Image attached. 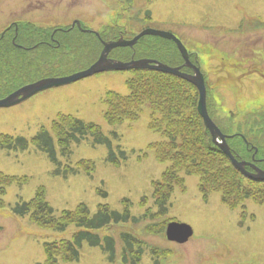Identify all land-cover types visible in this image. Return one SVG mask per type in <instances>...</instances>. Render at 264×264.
Instances as JSON below:
<instances>
[{
    "label": "rangeland",
    "instance_id": "obj_1",
    "mask_svg": "<svg viewBox=\"0 0 264 264\" xmlns=\"http://www.w3.org/2000/svg\"><path fill=\"white\" fill-rule=\"evenodd\" d=\"M118 11L123 14L116 18L113 14ZM19 19H31L52 28L69 26L79 19L88 29L101 32L116 21L127 27L130 38L144 27L170 30L180 36L189 51L199 54L196 53L200 68L210 82L208 111L221 125L230 116L231 126L242 132L250 127L245 118L249 113L250 119L264 118V0H0V32ZM93 40L97 43L94 38L74 39L73 44L57 50L47 46L46 52L35 48L33 51L44 55L32 57V48L0 43V99L16 86L36 78H62L85 69L94 62L99 48ZM143 41L148 42L141 43L135 58H159L172 63L167 44H162V58L157 52L160 47L150 42V36ZM8 50H15L17 56ZM124 51L113 50L110 56L121 58ZM138 75L142 71H104L42 90L13 106L0 107L3 134L32 139L44 127L53 135L55 144L51 123L66 113L99 125L111 139L110 150L104 144L92 145L91 137L72 143L70 152L65 154L56 144L59 165L30 141L24 151L0 149V171L25 180L22 184L13 182L3 196L0 264L41 263L45 258L44 243L72 239L83 229L73 224L64 230L45 228L29 215L15 214L12 206L29 201L37 189L53 207L57 220L64 211H73L81 203L87 205L91 214L106 205L119 211L128 209L138 219L93 231L114 238L112 261L103 247L92 246L84 239L79 259L65 264H133L135 259V264H264V182H254L241 173L221 148L208 151L209 139L203 134L201 160L212 165L216 170L212 174L217 175L209 180L202 173L203 185L236 183L239 187L240 182L243 197L247 194L249 198L244 199L241 193L228 206L221 200L219 188L204 194L199 188L201 175H197L202 167L196 173L193 164L185 167L172 158L176 180L168 194L167 210L161 213L152 196L151 182L159 179L171 162L169 158L156 160L154 153L158 156V151L148 147L162 140L160 134L148 128L149 108L144 106L140 116L131 122L111 125L104 117L106 92L126 94L125 81ZM193 90L196 91L194 86ZM200 122L203 126L201 117ZM263 134L257 132L255 139L245 135L254 145L264 147ZM238 138L235 140L240 141ZM111 151L113 160L109 159ZM67 164L73 170H68ZM187 168L192 175H184ZM173 221L192 226L194 234L185 244L166 238V226ZM120 232L139 240L133 249L139 252L140 259L127 255V262L121 260Z\"/></svg>",
    "mask_w": 264,
    "mask_h": 264
},
{
    "label": "trees",
    "instance_id": "obj_2",
    "mask_svg": "<svg viewBox=\"0 0 264 264\" xmlns=\"http://www.w3.org/2000/svg\"><path fill=\"white\" fill-rule=\"evenodd\" d=\"M155 44L156 42L153 41ZM161 48L163 45L161 44ZM158 54L163 58V52L157 50ZM142 75L130 77L126 80L128 92L125 95H120L115 92H110L106 95L104 102L106 108L104 116L109 124H119L125 121L137 119L143 110L144 106L150 109L149 127L161 133V135L168 138L167 141H161L155 144L158 148L159 159H171L178 164L189 167L192 165L202 169L197 173L201 175L200 190L207 194L209 191L221 190V200L229 205H232L233 197H238L243 192L236 183H228L227 185H216L210 182L213 187L203 185L204 173L210 180L211 177H216V170L212 169V165L205 164L201 160L202 155L199 150L202 147L200 140L202 134L209 139L206 142L207 150L212 151L217 149L211 144L208 132L201 125L200 117L196 111L197 94L193 90V86L174 75L156 72L152 70H141ZM137 72V71H135ZM249 113L245 118L249 121L250 127H245V134L254 138L259 133H264V118L250 119ZM259 117V116H257ZM233 119L227 117L222 127L226 131H241L240 128L231 126ZM58 145L61 153H69L72 143H80L84 139L91 137V143L104 144L107 149H111L110 139L104 135L101 128L92 122H84L80 119L74 118L70 115H62L54 121L53 124ZM208 134V135H207ZM34 142L39 150L46 152L52 162L59 165L56 159V150L54 148L53 137L46 129H41L34 137ZM28 140L21 136H10L0 134V149L7 151L25 150L28 147ZM213 147V149H212ZM219 151V149H217ZM120 155L124 157V153L119 151ZM160 153H163L161 155ZM160 155V156H159ZM115 158L113 152H109V159ZM200 158V159H199ZM207 166V167H206ZM192 171L187 168L186 174H191ZM175 172L172 171V162L164 170L160 180L152 182V196L155 198L161 213L166 212L168 203V194L172 191L174 184ZM172 179L171 181L169 179ZM14 182V177L0 172V207L4 206L3 195L6 187ZM162 187V188H161ZM219 188V189H218ZM163 193V194H162ZM167 193V194H166ZM232 194V195H231ZM105 196V194H103ZM231 195V196H230ZM246 194L244 199L249 198ZM42 198L43 193L39 190L30 201L16 202L12 207V211L20 216L29 215L35 223L44 227L56 230H64L70 224L83 228L75 233L71 240L62 239L45 244L46 257L41 263L37 264H64L70 261H75L79 258V248L84 239L92 246L104 247L109 254L110 261L114 258L115 241L109 236L101 238L93 231L108 225L110 222H127L129 220L136 221L137 218L132 216L130 212L125 209L122 212L109 209L106 205L100 206L95 213L91 214L87 205L81 203L73 211L66 210L63 216L57 220L58 217L54 214V209ZM120 240L123 243L122 257L124 262H127V255H134L136 258L139 252L133 249L136 242L132 235L122 232L119 234ZM136 263V259L133 264Z\"/></svg>",
    "mask_w": 264,
    "mask_h": 264
},
{
    "label": "water",
    "instance_id": "obj_3",
    "mask_svg": "<svg viewBox=\"0 0 264 264\" xmlns=\"http://www.w3.org/2000/svg\"><path fill=\"white\" fill-rule=\"evenodd\" d=\"M143 35H158V36L166 37L168 39H172L176 43L178 50L180 51L182 57L185 59V64L190 66L187 60L188 58L187 52L184 46L182 45V43L175 36H173L171 33L164 32V31L145 29L142 32H140L138 35H136L132 40H129V41L118 40V41L105 42L103 44V49L101 51V54L98 60L93 65H91L88 69L72 74L67 77L45 78L37 82H34L32 84L26 85L20 88L19 90L15 91L14 93L10 94L8 97L0 100V107H3V106L6 107V106L16 104L22 100L27 99L29 96L33 95L34 93L41 91L43 89H46L48 87L64 85V84H67V83L76 81L78 79L90 76L98 72L106 71V70H126V69H135V68L136 69L149 68V69L159 70L163 72H168L171 74L178 75L186 80H189L196 86V88L198 89V93H199L197 110L203 119L204 125L210 131L213 140L228 156L233 166L254 179L264 180V171L258 168H255V171H256L255 174L249 173L244 169V165L246 163L243 161H237L234 158L233 154L230 151L229 146L225 142L224 135L220 133L216 125L209 118L207 114V110H206V104H205L206 92H205V87H204V81H203L202 75L200 74L197 68H193L194 75H188V74L180 72L179 67H170L157 60H151V59L134 60L132 59L127 62H122V61L110 59L107 57L111 49L115 47H119V46H133V44ZM217 138H220L222 142H217L216 140ZM166 234H167L168 239L170 240L184 242L192 234V230H191V227L187 224H184V223L180 224V223L172 222L168 224L167 229H166Z\"/></svg>",
    "mask_w": 264,
    "mask_h": 264
},
{
    "label": "flooded vegetation",
    "instance_id": "obj_4",
    "mask_svg": "<svg viewBox=\"0 0 264 264\" xmlns=\"http://www.w3.org/2000/svg\"><path fill=\"white\" fill-rule=\"evenodd\" d=\"M15 28H16V26H15L14 23H13V24L9 27L8 31L10 32V31L14 30ZM40 34L42 35V37H41V41H42V42H48V41H50V40H54L52 37H50L49 39H46V40H45V38H44V36H43V33L41 32ZM11 37H12V36H11ZM7 38L11 39V41H13V42H15L16 39H17V40H21L22 42H26V41L29 40V37L27 36L26 32H24V31H22V30L19 32V37H18V38H16V37H14V38L7 37ZM11 43H12V42H11ZM13 44H14V43H13Z\"/></svg>",
    "mask_w": 264,
    "mask_h": 264
}]
</instances>
